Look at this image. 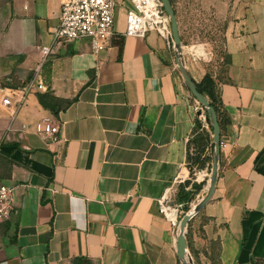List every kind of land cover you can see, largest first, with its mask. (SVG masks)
<instances>
[{"label": "crops", "instance_id": "0c3cea01", "mask_svg": "<svg viewBox=\"0 0 264 264\" xmlns=\"http://www.w3.org/2000/svg\"><path fill=\"white\" fill-rule=\"evenodd\" d=\"M63 2L0 0V181L14 190L0 264H183L178 225L159 200L182 206L181 189L191 206L204 197L213 160L207 113L184 82L172 39L123 34L130 0H116L115 33L99 52L88 38L53 42ZM172 4L184 64L195 82L213 78L220 111L215 191L188 222L189 256L193 264H264V0ZM216 20L224 42L215 68L202 53ZM50 44L45 57L41 46ZM30 81L45 88L18 106ZM47 91L56 114L39 101ZM43 119L59 123L60 141L37 133ZM185 169L191 176L176 181Z\"/></svg>", "mask_w": 264, "mask_h": 264}, {"label": "built area", "instance_id": "2783aa9c", "mask_svg": "<svg viewBox=\"0 0 264 264\" xmlns=\"http://www.w3.org/2000/svg\"><path fill=\"white\" fill-rule=\"evenodd\" d=\"M131 7L126 12L125 36H145L149 31H156L165 39H172L169 17L161 0H130ZM116 0H64L59 14V23L53 33V42L56 40H78L88 38L93 52L105 50L111 43L115 33ZM45 57L51 54L52 44L41 46ZM45 88L41 82L30 81L20 89L22 98L17 105H23L26 95L33 89ZM15 90L3 98L4 104H10ZM37 133L45 136L51 142L60 141V125L51 120L43 119L35 125ZM187 171H183L176 181L187 179ZM13 187L0 181V224L7 222L13 212ZM160 211L174 225L179 224V214L185 212L182 206L169 203L168 197L159 200ZM173 212L176 214L173 215Z\"/></svg>", "mask_w": 264, "mask_h": 264}, {"label": "water", "instance_id": "95a60500", "mask_svg": "<svg viewBox=\"0 0 264 264\" xmlns=\"http://www.w3.org/2000/svg\"><path fill=\"white\" fill-rule=\"evenodd\" d=\"M161 1L170 20L172 40H173V51L178 68L182 74L186 86L193 94V96L196 98V100L199 102V104H201L202 108L206 111L207 113V115L205 116L206 122L212 126L211 141L213 144V160H212V166H211L206 193L204 197L201 198V200L197 204L193 205L189 210L186 211V213L179 220V224H178V228H179V233L177 238L178 255L181 258L183 264H193L192 259L188 253L185 232L189 220L192 219L195 215H197L213 197L216 181H217V174H218L220 143H221V139H220L221 128L215 108L213 107L209 99L197 89L196 83L194 82L187 67L184 64L182 50H181L182 43L179 33L178 21L172 1L171 0H161ZM201 113L202 110H199L197 114L200 115Z\"/></svg>", "mask_w": 264, "mask_h": 264}, {"label": "trees", "instance_id": "16d2710c", "mask_svg": "<svg viewBox=\"0 0 264 264\" xmlns=\"http://www.w3.org/2000/svg\"><path fill=\"white\" fill-rule=\"evenodd\" d=\"M195 83H196L197 89L209 99V101L211 102V104L213 105V107L215 108L217 112V116H219L220 111H219V107L217 104L218 99H217V95L215 91V83H214L213 78L207 74L204 76V78L200 82H195ZM38 96H39L40 103L44 107L49 108L55 114L58 112L59 107H58L57 99L52 95L50 91L39 93ZM196 126H197V129L201 127V123L198 120H197ZM199 158H200L199 154L194 157L195 161H199ZM193 187H196V186H193ZM179 200L181 202H186V203H183L182 209L184 211L188 210L189 209L188 203L191 200L190 192L181 189L179 192ZM253 264H262V261L259 258H254Z\"/></svg>", "mask_w": 264, "mask_h": 264}, {"label": "rangeland", "instance_id": "374dc122", "mask_svg": "<svg viewBox=\"0 0 264 264\" xmlns=\"http://www.w3.org/2000/svg\"><path fill=\"white\" fill-rule=\"evenodd\" d=\"M223 29H224L223 23L219 20H216L213 23L212 31L207 36L203 37L209 43L207 54L202 53L203 57L205 59H207L206 61L209 64V67H215L216 68L220 64L221 54H222V50H223V42H224V30ZM196 155H193V157H195ZM185 171H187V170L185 169ZM189 176H191V172L189 173ZM189 176L187 178H189ZM168 200H169V203L173 202L169 198H168ZM188 204H189V209H190L192 207L191 206L192 204H190V203H188ZM186 211L181 212L179 214V220L186 213Z\"/></svg>", "mask_w": 264, "mask_h": 264}, {"label": "bare ground", "instance_id": "6f19581e", "mask_svg": "<svg viewBox=\"0 0 264 264\" xmlns=\"http://www.w3.org/2000/svg\"><path fill=\"white\" fill-rule=\"evenodd\" d=\"M176 213L175 212H173V215H175Z\"/></svg>", "mask_w": 264, "mask_h": 264}]
</instances>
